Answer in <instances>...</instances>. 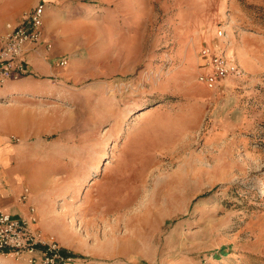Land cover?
I'll return each instance as SVG.
<instances>
[{"label": "rangeland", "instance_id": "obj_1", "mask_svg": "<svg viewBox=\"0 0 264 264\" xmlns=\"http://www.w3.org/2000/svg\"><path fill=\"white\" fill-rule=\"evenodd\" d=\"M51 9L69 74L23 100L12 141L69 264H264V0ZM204 47L236 67L229 91L196 81Z\"/></svg>", "mask_w": 264, "mask_h": 264}, {"label": "crops", "instance_id": "obj_2", "mask_svg": "<svg viewBox=\"0 0 264 264\" xmlns=\"http://www.w3.org/2000/svg\"><path fill=\"white\" fill-rule=\"evenodd\" d=\"M20 1L0 0V37L6 33L5 25L7 23L17 22L20 14ZM38 2H43L45 6L47 4L48 8L46 7L44 15L43 42L35 49H29L23 57L30 71L29 75L18 81H8L0 87V211L26 218L30 215V208H33L38 220L36 227L45 235L50 231L47 221H45L44 209L40 202L41 197L30 190L27 200L21 199L25 188V178L28 175L27 164L31 150L28 151L29 148L25 142L15 144L12 141V132L18 126L20 131L23 130V136L27 134L29 116L28 110L22 106L23 100L49 94L45 92L48 84L41 80L57 79L61 75L69 74V70H64L65 67L54 66L57 59L63 58L57 55L60 50L58 43L60 22L58 18H55L56 15L51 9L52 4L58 3V0H39ZM48 42L52 44V51L47 56L44 51V43ZM53 49L56 51L54 52ZM203 71L204 69H202ZM230 83L232 84L231 80L225 78L214 89H208L202 85L212 92L225 85L229 91ZM0 264H28V262L24 257L18 260L0 257Z\"/></svg>", "mask_w": 264, "mask_h": 264}, {"label": "built area", "instance_id": "obj_3", "mask_svg": "<svg viewBox=\"0 0 264 264\" xmlns=\"http://www.w3.org/2000/svg\"><path fill=\"white\" fill-rule=\"evenodd\" d=\"M46 6L38 2L17 22L5 25L6 33L0 37V87L8 81H18L29 75V69L23 57L29 49H35L43 42L44 15ZM223 31L216 32L223 37ZM48 56L52 51L50 42L44 43ZM201 56L205 60L204 71L197 75V81L208 89H214L228 75L237 73L223 52L204 47ZM67 65V59L54 62L57 68ZM29 190L24 188L21 199L27 200ZM37 216L33 208L26 218L13 216L0 211V257L7 259L26 258L28 264H69L72 257L52 238L43 235L37 225ZM63 252H65L63 254Z\"/></svg>", "mask_w": 264, "mask_h": 264}, {"label": "trees", "instance_id": "obj_4", "mask_svg": "<svg viewBox=\"0 0 264 264\" xmlns=\"http://www.w3.org/2000/svg\"><path fill=\"white\" fill-rule=\"evenodd\" d=\"M65 252H63V254H64ZM224 255V254H223Z\"/></svg>", "mask_w": 264, "mask_h": 264}]
</instances>
